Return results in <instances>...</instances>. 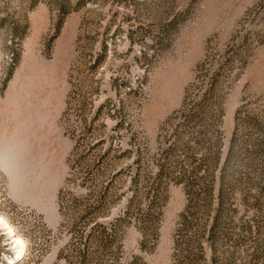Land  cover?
<instances>
[{
    "label": "rangeland",
    "instance_id": "rangeland-1",
    "mask_svg": "<svg viewBox=\"0 0 264 264\" xmlns=\"http://www.w3.org/2000/svg\"><path fill=\"white\" fill-rule=\"evenodd\" d=\"M0 217V264H264V0H0Z\"/></svg>",
    "mask_w": 264,
    "mask_h": 264
},
{
    "label": "bare ground",
    "instance_id": "bare-ground-1",
    "mask_svg": "<svg viewBox=\"0 0 264 264\" xmlns=\"http://www.w3.org/2000/svg\"><path fill=\"white\" fill-rule=\"evenodd\" d=\"M0 226L9 229L6 222L1 217H0ZM14 246L16 248V253H18L19 255L24 252V245L19 238H15Z\"/></svg>",
    "mask_w": 264,
    "mask_h": 264
}]
</instances>
